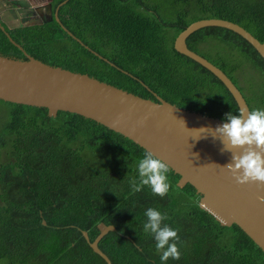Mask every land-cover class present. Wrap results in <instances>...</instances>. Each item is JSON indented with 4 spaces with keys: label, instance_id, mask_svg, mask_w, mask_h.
<instances>
[{
    "label": "trees",
    "instance_id": "obj_1",
    "mask_svg": "<svg viewBox=\"0 0 264 264\" xmlns=\"http://www.w3.org/2000/svg\"><path fill=\"white\" fill-rule=\"evenodd\" d=\"M53 3L49 19L7 31L0 27V53L26 59L27 52L213 117L238 114L225 84L179 53L174 40L193 21L216 17L264 41V0ZM186 41L208 60L205 44L216 43L218 51L227 46L221 54L232 58L213 63L239 89L237 80L243 81L236 71L250 68L247 77L258 90L242 87L248 90L243 95L251 110L264 109V58L249 41L222 26L200 28ZM0 102L6 106L0 112V264H107L90 245L101 222L115 226L98 244L112 264H161L153 235L143 230L148 208L160 211L167 217L162 223L178 232L180 259L166 264H264L262 249L237 224L221 225L201 208V194L189 183L179 187L180 175L171 168L163 199L148 186L133 192L131 182H139L138 161L147 150L132 140L76 113L49 116L45 107Z\"/></svg>",
    "mask_w": 264,
    "mask_h": 264
},
{
    "label": "water",
    "instance_id": "obj_2",
    "mask_svg": "<svg viewBox=\"0 0 264 264\" xmlns=\"http://www.w3.org/2000/svg\"><path fill=\"white\" fill-rule=\"evenodd\" d=\"M55 15L59 19L58 10ZM207 26L233 30L263 58L264 41L239 23L216 17L193 21L174 40L179 53L206 67L225 84L239 109L251 111L243 93L226 72L189 48L188 36ZM0 27L6 30L1 21ZM24 53L26 59L0 53V100L45 107L49 116H56L59 111L76 113L122 134L153 152L179 174V187L191 184L201 194L199 206L221 225L237 224L264 252V204L257 200L264 191L254 183L236 184L222 168L231 161L232 153L222 151L223 144L213 137L212 130L225 123V119L180 107L158 95L157 100L145 98L87 73L52 65ZM98 228L100 232L90 245L107 264H112L98 244L115 226L101 222ZM83 234L90 241L87 231Z\"/></svg>",
    "mask_w": 264,
    "mask_h": 264
},
{
    "label": "clouds",
    "instance_id": "obj_3",
    "mask_svg": "<svg viewBox=\"0 0 264 264\" xmlns=\"http://www.w3.org/2000/svg\"><path fill=\"white\" fill-rule=\"evenodd\" d=\"M224 119L225 123L212 130L215 133L213 137L220 139L223 144L222 151L232 153L231 161L222 168L230 173L236 184L254 183L264 191V109L247 111L242 108L238 114L227 113ZM137 170L139 182H131L133 192H140L144 186H148L153 194L162 199L167 195L170 189L167 175L170 167L166 162L153 152L145 151L143 158L138 161ZM257 200L264 204V195H258ZM144 215L147 222L143 230L153 235L156 250L162 253L161 264H166L170 258L179 260L178 232L162 223L167 217L153 208H148Z\"/></svg>",
    "mask_w": 264,
    "mask_h": 264
},
{
    "label": "rangeland",
    "instance_id": "obj_4",
    "mask_svg": "<svg viewBox=\"0 0 264 264\" xmlns=\"http://www.w3.org/2000/svg\"><path fill=\"white\" fill-rule=\"evenodd\" d=\"M57 1V0H55ZM10 5L8 8L1 12L0 9V21L1 23L8 29L19 25H30L34 23H40L48 18L52 14V5L53 0H8ZM52 4V5H51ZM51 6V8H50ZM57 11V9H56ZM55 11V13H56ZM3 14V15H2ZM219 42V41H218ZM220 46L219 51L217 50L218 47L216 43L211 42L210 44L207 43L204 46L203 54L206 55L212 62H217L219 59H224L229 61L232 58V55H224L222 56L221 50L224 48H228L227 46L222 47ZM19 47V46H18ZM20 48V47H19ZM23 51V50H22ZM210 60V61H211ZM250 68L244 65L243 70H238L236 75L242 79V83L237 80L238 85L241 86L240 88H249L252 90H258L256 85H253V78H248ZM247 77V79H245ZM263 80V79H262ZM246 89H242L245 96L248 95ZM0 112H6V106L4 103L0 102Z\"/></svg>",
    "mask_w": 264,
    "mask_h": 264
},
{
    "label": "crops",
    "instance_id": "obj_5",
    "mask_svg": "<svg viewBox=\"0 0 264 264\" xmlns=\"http://www.w3.org/2000/svg\"><path fill=\"white\" fill-rule=\"evenodd\" d=\"M10 1H12V0H10ZM9 5H10V2L8 3V0H0V9L2 10L1 12H4L3 10H5L6 8H8ZM50 8H51V6H50Z\"/></svg>",
    "mask_w": 264,
    "mask_h": 264
}]
</instances>
